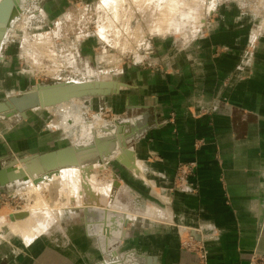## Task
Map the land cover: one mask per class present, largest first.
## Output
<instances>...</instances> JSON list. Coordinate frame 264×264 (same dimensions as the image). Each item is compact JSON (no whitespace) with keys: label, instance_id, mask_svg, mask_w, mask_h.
Masks as SVG:
<instances>
[{"label":"crops","instance_id":"crops-1","mask_svg":"<svg viewBox=\"0 0 264 264\" xmlns=\"http://www.w3.org/2000/svg\"><path fill=\"white\" fill-rule=\"evenodd\" d=\"M217 3L196 35L184 41L163 36L156 40L151 61L147 63L144 55L125 62L122 69L118 67L122 63L101 67L97 55L94 59L83 55L81 48L91 43L92 33L81 31L73 38L62 32L60 20L53 48L57 52L59 45L64 47L58 65L53 63L54 83L35 79L23 67L29 62L23 44H30L31 38L24 27L19 49L16 35H8L14 26L9 27L0 49V102L37 87L90 80L104 81L105 92L1 116L0 171L14 159L57 152L85 140L83 126L92 123L97 128L100 123L87 120L92 110L115 108L122 116L132 113L118 123L129 120L124 131L133 138L127 142L132 145H124L121 137L123 145L118 142V147L131 148L141 165L137 172L126 165L121 168L120 173L129 174L128 184L115 171L121 183L117 197L133 210L156 206V218L126 224L117 253H111V229L94 221L90 233L80 212L26 243L16 237L0 238V264H111L117 260L118 264H198L197 251L181 243L182 229L203 241L208 264H249L253 255H264V37L250 40L248 34L257 30L254 13ZM21 5L19 15L30 6L45 14L36 0ZM63 11V7L55 9L56 15ZM209 17L212 22L206 24ZM95 60L100 67H94ZM77 65L86 72L89 67L110 71L84 76ZM67 67L70 74L74 71L72 75H63ZM107 87L114 90L106 92ZM84 100L89 101L87 106ZM70 130L80 139L74 141V136L72 145L51 148L53 143L69 140ZM197 140H202L200 148H195ZM193 160L198 163L189 177L194 190L172 191L178 163ZM13 184L0 181V190Z\"/></svg>","mask_w":264,"mask_h":264},{"label":"rangeland","instance_id":"rangeland-1","mask_svg":"<svg viewBox=\"0 0 264 264\" xmlns=\"http://www.w3.org/2000/svg\"><path fill=\"white\" fill-rule=\"evenodd\" d=\"M36 1L40 3L41 7L46 9L45 14L43 10L42 13L40 12V10H35L33 6L22 10V14L18 17L19 19L11 23V26H14L15 31H11L9 32V34H7L9 36L16 35L18 41L15 45L20 49L21 42L24 41L23 36L25 33V31L23 32L22 29L26 27L25 29L28 31L29 37L31 39L30 44L24 43L23 47L24 50L28 52L27 55H29L30 58L28 56L29 62H24L23 67L30 71L29 74H35V79L46 81V83L56 82V79L52 78V75L55 74V72H53V69L59 63L61 52L60 48L64 47V44L59 45V49L57 50V52L55 48H53L54 43L58 41L55 37L60 35L59 31L57 30V24L60 28V22L56 24V22L60 20H62V27L64 29V31L62 32H64L65 34L69 33L70 36L73 35V38H75V35H80L81 31H84L85 33H92L90 38L91 43L85 44V46L83 45L81 51L85 56H93L91 58L94 59V56L97 55L96 59L102 60V64L96 62L95 60V63L93 64L94 67L111 66L112 68H114L122 63V65L118 66L119 69H122L125 62H131L135 59H140L144 55L146 56L148 63L152 60L153 55L156 53V40L163 36H166L167 38L172 37L173 39L176 38L184 41L187 37H191V34L196 35L200 28L204 25V22L206 20L205 19L203 22H200L202 16L206 17L207 13L210 14V10H213L214 8L217 9L219 5L217 2L219 1H221L222 4L226 3L227 6L230 7L229 9H231L232 7L241 6L245 11L247 10L249 11V13H254V25L257 30L251 31L248 34L250 36V40H258V38L264 37V0H156L155 2L152 0L153 2L148 1L149 5H145L143 0L141 2L142 4L139 2L141 0H117V2L119 3H117L116 0L112 1L117 5H114L113 3L111 4V1L104 5L103 0ZM56 7H63L64 11L62 13L64 14L61 13V15H59V12V14L56 15ZM209 22H212V17L208 18L206 24H209ZM101 28H105L103 32L105 37H103L100 33ZM180 29H183V31H180ZM45 33L46 35H43V37H40L38 39L41 34ZM25 42H28V37H26ZM45 43L47 46V48L45 46V49H48L47 51H45L44 47L42 46ZM19 51L21 52V50ZM64 52H66V49ZM25 54L26 53L24 52V55ZM42 59L45 61L44 64H41L43 63ZM53 63L56 65H54ZM66 69L68 70H64L62 72L63 75H72L74 73V71L72 74L68 72L69 69L71 70L70 67H67ZM108 71L110 70L104 69L105 73ZM80 72L84 75L85 71L81 69ZM93 72L94 76L96 77L104 73H100L99 70L97 71L94 68ZM84 103L87 106L89 104V101L86 100V102L84 101ZM116 105L117 104H115V106ZM65 108H67L66 105L61 109ZM81 108L84 111H86L87 109V107L82 106ZM116 111L117 110H115V108H110L109 111H101L95 109L87 113V120L94 119V122L100 123L97 125V128L92 123H89L88 125L85 124L83 126L84 132L82 133L84 139L85 135L87 136L88 132L95 133L99 131L104 124L116 122L119 123L128 119L129 117H132V113L127 114L126 116H122L119 115V112ZM52 112H56V109L52 110ZM67 116L68 115H65L64 118ZM15 119H17V121L20 120L17 117ZM93 129L95 130V132H93ZM78 130L79 128L77 129V132ZM69 132V140L64 141V143L60 145L53 143L51 148L55 150L56 148H59L61 146L65 147L68 145H72L74 136H77L74 141L80 139V135H78V133L73 134V131L71 130ZM135 134L133 136L137 135ZM91 137L95 138L96 136L94 134ZM132 140L133 138L130 139L128 137L127 141ZM201 144L202 140H197L195 143V148H200ZM124 145L128 146L132 145V143L127 144L126 142ZM124 148H122L123 151L129 150L133 154V151L130 150L131 148ZM118 159L119 158H117V156L110 160L106 159L107 161L104 160L105 162H101L103 165L102 167H95L96 169L94 167H91L87 170V173L90 172V176L92 177L91 185H94L95 187L102 186V191H105V194L103 192V195H100L98 197L97 204H94L92 206H104V209H110L114 210L115 212L125 213L128 219L124 225L121 223V225L123 226L118 230L116 234H114V231L108 222H105L102 225V228L107 226L111 229L110 232L112 231L113 235L118 236L120 233V235L123 236V227L126 226V224H128L129 222L141 223L145 219L156 218V206L150 205L148 210L145 211L137 209L133 210L118 199L117 193L121 183L115 178L118 175V173L117 175L115 174V171L119 172L118 178L122 182L128 184V180H130L128 173H126L125 175L120 173V170L122 167L124 168L125 163ZM136 162L133 161V167L130 168V166H128V168L133 170L134 172H137V167H140L141 165V163ZM191 162L195 163L194 168L196 170L198 163L195 160L181 161L178 163L175 179L172 185L173 190L172 188H170L172 191L179 190L177 189V185H179V182L177 183L176 178L178 173L180 172V169H182L185 165H189ZM67 176L68 174H58L54 175L53 178L45 179L42 182L40 180L36 182L33 179L30 181L19 180L14 182L13 186L10 187V189L5 188V190H0V217L6 218L5 223L0 224V238L16 237L17 239H22L23 242L29 241L25 239V237L21 236L20 233L18 234L13 230V226L16 222H18V219H13V215L22 212L27 213V209L32 211L34 208H36V206H38L36 209L40 211H38V216H41V218L48 220L47 223L49 224V227L47 229H43V231L39 234H34L32 238L46 233L56 225H61L64 219L77 217L80 212H84L85 216L84 208H79L80 210L73 211L71 209L72 207L65 206L62 210L63 213L60 214L59 212L61 211V209H57L56 207V202L59 200L61 195L59 192V186H55V180L58 179V183H61V179L63 178V182H69L68 179H66ZM112 180H114L113 183ZM71 181L72 180L70 179V182ZM35 182L39 183L42 186L41 190L38 191L39 194L34 193L31 190L33 189V191H36L35 187H33L36 184ZM43 182H47L46 185ZM103 182H106L108 187L100 184ZM110 184L111 188L109 186ZM112 189L113 191L111 192ZM72 191L73 187H71V192ZM152 194L154 193L152 192ZM92 201L94 202L95 199H93ZM46 205L48 207L54 208L52 209V213L55 214V217L50 214L51 210H49L48 212V207ZM28 214L29 213H27V215ZM85 220L86 226L88 228L89 223L87 222L88 220L86 219V217ZM182 242L183 238L181 239V243ZM118 261L119 260L114 261L111 264H118Z\"/></svg>","mask_w":264,"mask_h":264},{"label":"bare ground","instance_id":"bare-ground-1","mask_svg":"<svg viewBox=\"0 0 264 264\" xmlns=\"http://www.w3.org/2000/svg\"><path fill=\"white\" fill-rule=\"evenodd\" d=\"M24 1L25 0H14V4L12 5V0H0V7L2 6L5 8H9L12 6V10L10 12V13H12V15L9 19V23L7 25L6 24L5 25L0 24V49H1L2 44L4 43L5 39L7 38L8 29L11 26V23L18 19L19 14H20V6H22L21 4ZM109 1H111V4H112L113 3L112 1H114V0H103V4L105 5ZM143 1H144L145 5H147V4L149 5V2L152 0H143ZM153 1L155 2L156 0H153ZM116 2H117V0H116ZM139 2L141 3L142 0ZM117 3H119V2H117ZM113 4L117 5L115 3H113ZM185 10H186V8H185ZM211 11L212 10H210V12ZM205 19H206V17L202 16V18L200 19V22H203ZM104 30H105V28L100 29V33L102 34L103 37H105V35L103 34ZM180 31H183V29H180ZM42 46L45 49L46 43L43 44ZM46 48H47V46H46ZM47 50L48 49H45V51H47ZM71 65H73V64L71 63ZM76 68L78 69V65L76 66ZM101 72H104V69L101 70L100 73ZM106 73H108V72H106ZM102 74H105V72ZM86 75L87 76H94L93 69L89 67L87 72H86ZM100 76H101V74H100ZM104 85H105L104 81L96 82V81L90 80L87 82H79V83L73 82L70 84H57V85L50 86V87L42 86L41 89L39 87H37L35 89L26 91L22 96L13 95L12 98L15 100L17 108H15V110H12L10 112H6V113L1 114L0 117L1 116L5 117V116L11 115L13 113H16L17 115L21 114V112L24 109H27L29 107L39 108V107L46 106V104L52 105V104H57L58 102H65L67 100H70V98H72V97L81 96L83 94H92V93L94 94L97 92H103L104 93L105 90L101 89V87H103ZM39 90H41L42 94L47 99V100H45V101H47L45 105L41 102ZM113 90H114L113 87H107L106 92L113 91ZM64 121H65V123L68 122L69 117L68 116L65 117ZM126 122L128 123V121H126ZM127 123H124V124H121V123L120 124H118V123L104 124L100 128L99 131L95 132V130L93 129V132H95V133L88 132L87 136L85 135L86 140L78 142L76 144L74 143L73 147L60 149L57 152L47 153L46 155L42 154V155H39L38 157H36L35 155L31 156L32 159L39 160V162L43 164L44 168H42V169H38L36 167L37 162H35V165H33V167L35 169L30 170L27 166V162L29 161V159H27V158H23V159L18 158L17 161L13 160V161H10L6 164L9 167L10 166L13 167V169H12L13 174H20L21 173L20 175L16 176L17 181H19V180L30 181L33 179L36 182H38L39 180L42 182L45 179L53 178L54 175H58V174L59 175H61V174L66 175V174H68L66 179H68L69 182H66V181L63 182L62 181L63 178L61 179V183H58V179L55 180V183H56L55 186H59V189H60L59 192L61 195L59 200L56 202L57 209L58 208L61 209V211L59 213L60 214L63 213L62 210L64 209L65 206L72 207L71 209L73 211L74 210H80V209L84 208L85 217L88 220L87 222L89 223L88 224V230H89L90 225L93 224L94 221L99 222V224L101 226L105 222H108L110 224L111 228L113 229L114 234H116L118 232V230L121 229V227H122V225L120 223H122L124 225L128 219H127L125 213L115 212L114 210L104 209L103 207L92 206L94 204H97L98 197L100 195H103V192L105 194V191H102L103 190L102 186L95 187L94 185H91L92 177L90 176V172L87 173L88 172L87 170L91 167H94V168L99 167L100 168L103 166L101 162H105L104 161L105 158L107 159V157H108L109 159H112L116 156H117V158H119L118 160H121L123 163H125V165L130 166V168L133 167L132 166L133 161L136 162L133 154L129 150L123 151L121 149V146L118 147V142L121 144V140H120L121 137L123 138L124 143L130 142V141H127L128 135H127V132L124 131V127ZM128 124L130 125V122ZM117 133H122L119 136V138L117 137ZM94 134L96 137L92 138L91 136ZM121 145H123V144H121ZM117 147L119 148V152L116 150ZM75 154H77V156H78L77 158L75 157ZM43 155H45V156L43 157ZM40 157H43V159H41ZM96 171H94V172H96ZM91 173H93V172H91ZM70 179L72 180L71 182H70ZM113 182H114V180H112V183ZM46 183L47 182H45L44 184L46 185ZM100 184H102L103 186H107L106 182L105 183L103 182ZM109 186L111 188V184ZM33 187H35L36 191H33V189H31L32 192L38 193V191L41 190L42 186L39 183H36L35 186H33ZM33 187H31V188H33ZM71 187H73L72 192H71ZM112 191H113V189L111 190V192ZM93 199H95L94 202L92 201ZM37 207L38 206H36V208ZM36 208H34L32 211L27 209L26 211H28L27 212V213H29L28 215L26 212L16 213L15 215H13V219H18L17 220L18 222H16L15 225L13 226V230L15 232H17L18 234L20 233L21 236L25 237V239H27V240H30L34 234H39L40 232L43 231V229H47L49 227L48 226L49 224L47 223L48 220L41 218V216H38L39 210ZM52 209H54V208H51V207L47 208L48 212H49V210H51L50 214H52V216L55 217V214L52 213ZM50 218H51V215H50ZM0 219H1L0 224H4L6 221L5 220L6 218L0 217ZM89 232L91 233L92 231L89 230ZM110 237L112 238L110 243L114 247L111 252H113V251L116 252L115 247L117 244L120 243V239H122L123 236L120 235V233H119L118 236L111 234ZM98 240H99L101 246H104V242H105L104 237L100 236V237H98Z\"/></svg>","mask_w":264,"mask_h":264},{"label":"built area","instance_id":"built-area-1","mask_svg":"<svg viewBox=\"0 0 264 264\" xmlns=\"http://www.w3.org/2000/svg\"><path fill=\"white\" fill-rule=\"evenodd\" d=\"M195 163L191 162L189 165H185L177 175V189L181 191H189L194 190L192 184L189 182V177L193 175L195 172ZM173 190V188H172ZM183 231V230H182ZM185 233V235H184ZM185 236V237H184ZM183 238L182 245L189 249H194L198 253V264H208V250L205 247V244L202 240L198 241L194 238L193 233L191 230L185 229L183 231ZM249 264H264V255L255 254L252 256Z\"/></svg>","mask_w":264,"mask_h":264},{"label":"water","instance_id":"water-1","mask_svg":"<svg viewBox=\"0 0 264 264\" xmlns=\"http://www.w3.org/2000/svg\"><path fill=\"white\" fill-rule=\"evenodd\" d=\"M14 4V0H12V5ZM12 10V6L9 8H5V7H0V24L1 25H7L9 23V19L12 15V13H10ZM40 88V87H39ZM41 89V88H40ZM39 94H40V99L41 102L45 105L47 101L45 96L42 94L41 90H39ZM83 96V95H81ZM80 97V96H79ZM86 102V100H84ZM49 105V104H46ZM15 108H17L16 102L13 98L10 99H5L4 101L0 102V114L2 113H6V112H10L12 110H15ZM8 116V115H7ZM46 155V154H45ZM43 155V157L45 156ZM39 156V155H38ZM43 157H40L41 159H43ZM13 161V160H12ZM14 161H17V159H14ZM27 161V160H26ZM35 162H37V168L38 169H42L44 168L43 164L39 162V160H35L30 158L29 161L27 162V166L30 170H34L35 168L33 167V165H35ZM13 167H5L4 169H2L0 171V181L2 183V185L5 184V182H16L17 181V177L20 174H13Z\"/></svg>","mask_w":264,"mask_h":264},{"label":"flooded vegetation","instance_id":"flooded-vegetation-1","mask_svg":"<svg viewBox=\"0 0 264 264\" xmlns=\"http://www.w3.org/2000/svg\"><path fill=\"white\" fill-rule=\"evenodd\" d=\"M78 70L80 71V67L78 68ZM84 76H87V75H86V71L84 72Z\"/></svg>","mask_w":264,"mask_h":264}]
</instances>
